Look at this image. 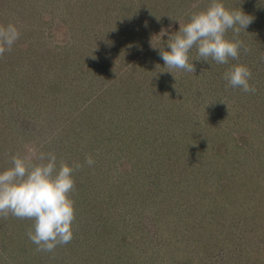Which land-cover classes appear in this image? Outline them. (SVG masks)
<instances>
[{
	"label": "rangeland",
	"instance_id": "374dc122",
	"mask_svg": "<svg viewBox=\"0 0 264 264\" xmlns=\"http://www.w3.org/2000/svg\"><path fill=\"white\" fill-rule=\"evenodd\" d=\"M231 1L229 9L238 2L254 16L264 9ZM210 2L0 0V25L20 32L0 56V171L25 144L83 165L73 173L71 242L37 251L27 236L32 220L0 217V264H202V243L215 240L210 227L219 218L234 224L253 194L264 203V132L241 99L247 93L220 84L236 64L253 79L264 63L248 62L241 48L228 68L210 69L193 47L195 73L173 70L174 78L160 55L170 51L169 35ZM250 35L259 47L249 51L264 52L261 37ZM238 39L248 47L253 38ZM237 171L242 181L230 179ZM200 192L214 213L204 211ZM200 216L208 229L191 238L188 222ZM238 246L234 264H264V247Z\"/></svg>",
	"mask_w": 264,
	"mask_h": 264
},
{
	"label": "clouds",
	"instance_id": "9594fccd",
	"mask_svg": "<svg viewBox=\"0 0 264 264\" xmlns=\"http://www.w3.org/2000/svg\"><path fill=\"white\" fill-rule=\"evenodd\" d=\"M251 22V16L241 9H229L222 0H211L205 9L193 12L186 24H179L174 34L161 29L160 37L169 35L170 51H160L167 72L195 73L194 64L189 62L193 47L197 49L196 60L208 62L211 58L217 64L238 60L241 48L245 53L249 51L238 39L240 30H245ZM230 29L232 39L226 35ZM19 36L14 24L0 25V56L11 51ZM224 79L230 87L255 93L254 85L249 83L252 72L244 64L232 66L224 73ZM85 163L92 166L94 160L87 156ZM82 167L79 162L69 165L58 161L55 153H45L35 144H25L23 153L11 157V166L0 171V217L12 215L32 220L27 236L37 245V251L52 252L57 246L70 243L75 220L74 201L70 196L75 188L73 173Z\"/></svg>",
	"mask_w": 264,
	"mask_h": 264
},
{
	"label": "trees",
	"instance_id": "16d2710c",
	"mask_svg": "<svg viewBox=\"0 0 264 264\" xmlns=\"http://www.w3.org/2000/svg\"><path fill=\"white\" fill-rule=\"evenodd\" d=\"M239 1V0H238ZM255 4H258L257 12L261 8L262 4H264V0H253ZM242 0H240V3ZM229 4L232 5V1H229ZM227 4V8L229 7ZM239 3L237 2V10H242L246 15L251 16L252 22L247 26V28L241 29L240 34L244 37L250 36V38H253L251 42L249 43V46L247 47L249 50L259 47L256 43L255 38L252 37L250 34H254L255 36H260L261 39L264 41V9L262 10V13H256V16L253 15V11L247 12L248 7L246 8H239L238 7ZM245 6V5H243ZM233 32V31H231ZM229 34H232L229 32ZM247 46V45H246ZM256 46V47H255ZM243 57L244 59H247L248 62L251 60L257 59L256 62L258 63H264V52L261 50V48L258 50H253V51H248L247 53L244 52L242 49ZM258 54V55H257ZM206 66H208L210 69H223V68H228L231 63L228 62L227 64H217L215 61L209 59V62L205 63ZM216 65V66H215ZM264 67V64L263 66ZM261 76V78H260ZM260 79H259V78ZM258 81V82H257ZM228 82L224 79L223 82H220L222 85H226ZM250 85H254L255 87V93H247L242 96L241 99H248L244 100L246 101L245 104L249 103V107L252 108V110L256 113V126L257 128H260L261 131L264 132V75L260 74L256 76V78H253L252 80L249 81ZM234 90H241L240 88H233ZM218 90V89H217ZM206 92V90H205ZM213 93H217V91L214 90ZM238 175L234 177H230V179L236 180V181H242L244 177V172H239L237 171ZM247 182H251L250 178L247 179ZM244 185V184H241ZM244 186L248 187L247 184ZM254 187V186H252ZM236 189V186L234 187ZM236 192H239L241 190H235ZM257 192V190H255ZM202 193L200 195V198L204 201L203 209L206 212L207 209L208 211L214 213V211L217 208H214L215 205H211V200L208 198V195L205 192H200ZM249 196V194H248ZM264 200V197L262 198ZM248 200L250 203L245 206L243 209L244 215L242 217H237L240 216L241 214H238L235 216L234 224L233 220H227V218L221 217L219 218L215 223L214 227H210L212 229V234L215 236V240H212L215 244H211L212 242H203V252H206L207 254L211 253L212 255L205 256V259H202V264H223V260H227V258H230L231 264H234L235 261L242 259V251L243 249L240 250L238 245H248V248L246 250L251 249L253 251L257 250H262V247H264V203H261L260 197L258 198L257 196H249ZM209 201V202H208ZM197 210H194L193 213L194 215H199L196 212ZM205 213V214H209ZM240 212H242L240 210ZM235 215V214H234ZM205 216H200V218L197 221L194 222H188V226L190 225L189 229H192V234L191 238L193 236H202V234H205V231L208 229V222L204 218ZM221 226L224 228H218L217 226ZM226 228H228L226 230ZM200 232V233H199ZM208 233V232H207ZM262 235V236H260ZM214 239V238H213ZM208 246H212L214 248H208ZM201 245V244H200ZM216 247V250H215ZM250 247V248H249ZM210 250V252H209ZM213 251H216V254L213 255ZM181 258L186 261V262H191L192 260L189 259L187 254L185 252H181L180 254L177 252ZM207 258V259H206ZM190 260V261H189ZM224 260V261H225Z\"/></svg>",
	"mask_w": 264,
	"mask_h": 264
}]
</instances>
